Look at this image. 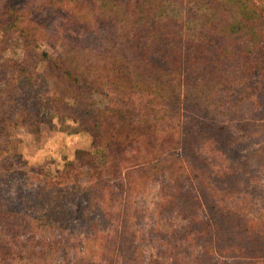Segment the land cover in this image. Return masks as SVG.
<instances>
[{"label": "trees", "instance_id": "obj_1", "mask_svg": "<svg viewBox=\"0 0 264 264\" xmlns=\"http://www.w3.org/2000/svg\"><path fill=\"white\" fill-rule=\"evenodd\" d=\"M16 1L0 24V264H264V0H52L24 20ZM80 22L106 29L99 46L76 51ZM53 117L91 136L70 180L14 139Z\"/></svg>", "mask_w": 264, "mask_h": 264}, {"label": "rangeland", "instance_id": "obj_2", "mask_svg": "<svg viewBox=\"0 0 264 264\" xmlns=\"http://www.w3.org/2000/svg\"><path fill=\"white\" fill-rule=\"evenodd\" d=\"M6 0H0V24H3L2 22L5 21L3 18V12H1V9L4 7V2ZM124 3H128L131 0H123ZM52 4V0H17L16 1V7H17V13L20 14V19L24 20V18L27 17L28 12L27 10L33 9L34 7H37L35 5L37 4ZM155 8V6H154ZM183 9L184 6L182 3L179 2H165L164 3V12L175 16L177 18L183 17ZM35 11V10H34ZM52 24V26L57 27L58 30H60L62 25V20L60 17L56 19H52V22H49ZM18 26H24V28H27L29 24L27 21H17ZM80 25L74 26V32L71 34L75 35V47L77 48L76 51L83 50L84 48H87L90 50L91 48H94V46H99V44L102 43L103 39L105 38V30L101 28H98V31H100L99 35L98 32L92 29H87L90 26H84L85 22H80ZM193 24H189V27H192ZM87 29L90 30L89 32H85ZM72 31V30H71ZM61 32H65V30H61ZM70 32V31H69ZM10 34V32H8ZM10 40V39H9ZM55 45H52L48 48H50L51 52ZM58 49V46H55V50ZM114 52V51H112ZM116 54H119L115 52ZM5 56L12 57V58H18L20 57L21 51H19V48H10V45L5 50ZM31 53H29L30 57ZM113 60V59H108ZM39 65V64H37ZM106 74V73H105ZM1 87V86H0ZM42 115H45L44 113H41ZM44 119V118H43ZM41 119L39 123L38 131L32 130V128L29 125L19 126L14 131V139H18V147L22 154V158L26 161V164L32 167L36 168H42L45 171H51L53 168L51 166L48 167L53 162H66L69 164V170L66 168L62 172V179L63 180H70V176L73 174V167L72 162L75 159V151L77 149H88L91 143V136L86 131H77L76 126L72 123V121L67 120L64 121V123H60L56 117H53L51 120L45 119V121ZM239 145V144H238ZM237 145V146H238ZM234 151L231 153V156H236L239 152L235 151L236 146H233ZM74 163V162H73ZM62 166L59 168L61 169ZM75 167V166H74ZM72 178V177H71ZM157 184V181H151L150 185L147 187L153 188ZM145 194V198L143 200V211L142 214L146 217V221L152 216V206H153V199L155 196L154 191H148ZM261 213L260 215H262ZM252 218V216L250 217ZM151 219V218H150ZM72 225H75L73 228V232H81V225L79 219H73L71 222ZM75 235V234H73ZM127 237L122 235L120 237L119 246L124 247L127 245ZM156 256L158 260H164L167 258V256H164L161 252H164L163 248L158 247L156 250Z\"/></svg>", "mask_w": 264, "mask_h": 264}]
</instances>
